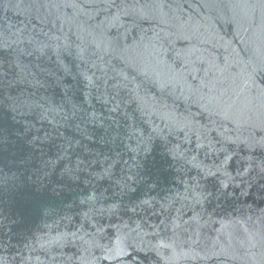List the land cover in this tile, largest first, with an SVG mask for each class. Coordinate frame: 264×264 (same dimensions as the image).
Segmentation results:
<instances>
[{"label":"water","instance_id":"1","mask_svg":"<svg viewBox=\"0 0 264 264\" xmlns=\"http://www.w3.org/2000/svg\"><path fill=\"white\" fill-rule=\"evenodd\" d=\"M0 264H264V0H0Z\"/></svg>","mask_w":264,"mask_h":264}]
</instances>
